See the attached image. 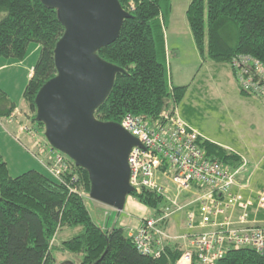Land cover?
<instances>
[{
	"label": "trees",
	"instance_id": "1",
	"mask_svg": "<svg viewBox=\"0 0 264 264\" xmlns=\"http://www.w3.org/2000/svg\"><path fill=\"white\" fill-rule=\"evenodd\" d=\"M119 1L126 8L125 1ZM133 1L131 16L123 21L117 39L97 52L125 71L116 73L108 96L94 111V117L103 122H120L126 114L157 119L162 110L180 102L187 90V85L168 82L164 63L162 29L171 0ZM185 14L204 59L229 65L234 57L249 55L264 64V0H190ZM63 31L56 10L40 0H0V60L23 59L31 45L41 48L23 91L30 123L40 134L44 127L35 118L34 98L56 73L53 49ZM240 92L251 95L241 88ZM15 107L0 90V121L9 118ZM201 147L209 158L232 169L242 164L236 153L208 139ZM65 158L69 169L62 183L45 170L11 176L0 153V264H63L58 253L79 255V264H169L179 258L186 249L183 241L168 243L164 254L155 258L136 250L118 220L112 224L110 219L105 226L95 222L83 197L70 193L65 185L77 174L76 184L85 198L90 188L88 173ZM134 195L152 207L160 199L147 189ZM63 229L71 234L55 245L53 240ZM216 264H264V252L230 249Z\"/></svg>",
	"mask_w": 264,
	"mask_h": 264
},
{
	"label": "built area",
	"instance_id": "2",
	"mask_svg": "<svg viewBox=\"0 0 264 264\" xmlns=\"http://www.w3.org/2000/svg\"><path fill=\"white\" fill-rule=\"evenodd\" d=\"M124 1L126 11L134 8L133 0ZM230 67L244 92L264 99V64L260 60L239 55L231 60ZM118 123L142 145L133 146L128 154L129 183L134 189L131 195L135 198L134 193L147 189L160 198L156 217L152 214L136 226L126 227L137 251L158 258L168 243L183 241L186 249L169 264H216L230 249L264 252V192L254 197L241 193L248 185V179L239 180L245 161L232 169L209 158L201 147L207 137L175 107L162 110L157 119L126 114ZM29 126L21 125L19 130L28 132L37 155H44L46 163L39 162L63 183L69 169L65 155ZM76 182L74 174L65 185L70 193L84 197ZM183 193L188 195L182 203ZM185 208V232L170 234L164 230L167 220Z\"/></svg>",
	"mask_w": 264,
	"mask_h": 264
},
{
	"label": "water",
	"instance_id": "3",
	"mask_svg": "<svg viewBox=\"0 0 264 264\" xmlns=\"http://www.w3.org/2000/svg\"><path fill=\"white\" fill-rule=\"evenodd\" d=\"M40 1L56 10L64 31L53 49L56 73L35 95V118L49 145L87 171L89 198L116 210V219L134 191L128 154L142 145L118 122L94 117L116 73L125 72L97 52L117 39L131 14L119 0Z\"/></svg>",
	"mask_w": 264,
	"mask_h": 264
},
{
	"label": "rangeland",
	"instance_id": "4",
	"mask_svg": "<svg viewBox=\"0 0 264 264\" xmlns=\"http://www.w3.org/2000/svg\"><path fill=\"white\" fill-rule=\"evenodd\" d=\"M187 4V0H172L170 14L166 17V26L162 29L165 53H167V60L165 59L164 63L168 82L172 85H187L182 100L170 108H177L184 120L204 132L210 139L240 150L243 157L250 160V167L261 158L258 167L252 172L250 169L247 170V164L244 166L248 171V185L244 190L247 189L248 196L254 197L253 195L258 192H264V121L261 115L248 107L250 104L247 101L257 98L240 92V87L233 79V73L231 74L232 70L230 71L225 64L203 59L194 43L186 19ZM12 92L15 91L12 89ZM257 100L263 103L262 99ZM24 101L23 104L19 103V107L25 106ZM13 116L10 115L8 119L12 120ZM30 121L25 124L33 127ZM1 123L4 127L5 122ZM19 128L18 126L19 133H28L20 131ZM34 130L40 134L36 129ZM16 139L20 141L18 137ZM27 149L26 147L25 150L18 142H11L0 135L1 154L5 158L11 176H17L30 169L47 171L41 166L43 162L46 163L42 160L44 157L40 158L37 152ZM167 184L171 186L170 182ZM78 189L82 192L80 186ZM83 200L95 222L105 226L111 219L110 223H115L116 210L90 199L89 195L83 197ZM92 205H96L98 209ZM157 206V203L153 207L145 205L130 194L126 197L124 209L117 218V225L124 228L136 226L144 217L152 214L156 217ZM186 211V208L180 210L167 220L164 230L170 234L179 233L177 228L180 226V232L185 231L186 220L182 217ZM76 230H80V227ZM70 234L68 229L61 230L53 243L59 244V241L66 239ZM57 258L63 264H79L80 261L79 255L68 253H58Z\"/></svg>",
	"mask_w": 264,
	"mask_h": 264
},
{
	"label": "crops",
	"instance_id": "5",
	"mask_svg": "<svg viewBox=\"0 0 264 264\" xmlns=\"http://www.w3.org/2000/svg\"><path fill=\"white\" fill-rule=\"evenodd\" d=\"M187 1L189 4L190 0H187ZM171 2H172V0H171ZM164 20H165V25H164V27H165L166 26V18ZM40 51H41V48L39 46L31 45V46H29L27 53L23 59L8 58V59L0 60V90L4 91L9 96V98L14 102V104L16 106L14 112L12 113L14 115L12 120H9L7 118L4 121L5 122L4 127L1 123L3 121H0V135L2 137H5L6 140H9L11 142L12 141L16 142V143L18 142L19 144H21V146L25 150L27 147L28 149H31L32 151H35L37 153H38V150L35 147H33V139L25 133H19L18 126L23 125L25 123H29V121H30L28 116L31 115V111H30L27 103L24 101L25 106L23 108L19 107V103L23 104V100H24L23 99V91L25 88V86L23 88V85H26L29 78L32 76L34 65L39 58ZM165 59L167 60V53H165ZM223 64H225L227 66V68H229V70L231 71L230 66L228 64H226V63H223ZM231 74H232V71H231ZM233 79H234V77H233ZM12 89L15 92H12ZM249 96L253 97V98L261 99V98H258L256 96H252V95H249ZM257 99L247 101L248 104H250V105H248V107H251L256 114L261 115L263 118V121H264V99H262L263 103ZM263 125H264V123H263ZM5 126H6V128H5ZM197 130L199 132H201L204 136H206L209 141L216 143V144H218L224 148H227V149L233 151L234 153H236L238 156H240L242 162H244V161L246 162L247 170L250 169L252 172V171H254L255 168L258 167V165L261 161V158L258 161H256L252 167H250L249 166L250 160L249 161L246 160L243 157V155L241 154L240 150H237V149L231 148V147L229 148L226 146V144H223V143L215 142L214 140L210 139L206 134H204V132H202L199 129H197ZM16 137H18L20 139V141H18L16 139ZM22 140L24 142H22ZM28 144H29V146H27ZM0 153H1V150H0ZM43 156H44L43 154L40 155V158H43ZM247 170L245 169L241 173V177H239V180H241L242 178L247 179V176H248ZM235 190H237V189H235ZM247 192H248L247 189H245L241 193L245 196V195H248ZM187 195L188 194H186V193H183L181 195L180 200L182 203L186 201ZM92 206H94V208L98 209V207L96 205H92ZM184 216H185V212H184ZM182 218H185V217H182ZM116 221H117V218H116ZM177 230L179 231V233L174 232L172 234H182L185 232V231L180 232V230H181L180 226H178ZM183 247L184 248L186 247L185 244H183Z\"/></svg>",
	"mask_w": 264,
	"mask_h": 264
}]
</instances>
